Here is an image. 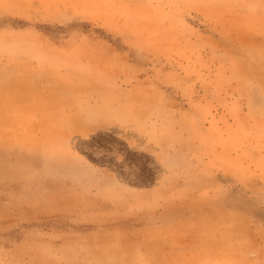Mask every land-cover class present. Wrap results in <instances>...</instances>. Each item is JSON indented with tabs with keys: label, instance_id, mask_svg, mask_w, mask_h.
I'll use <instances>...</instances> for the list:
<instances>
[{
	"label": "rangeland",
	"instance_id": "rangeland-1",
	"mask_svg": "<svg viewBox=\"0 0 264 264\" xmlns=\"http://www.w3.org/2000/svg\"><path fill=\"white\" fill-rule=\"evenodd\" d=\"M0 264H264V0H0Z\"/></svg>",
	"mask_w": 264,
	"mask_h": 264
}]
</instances>
